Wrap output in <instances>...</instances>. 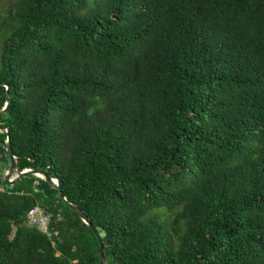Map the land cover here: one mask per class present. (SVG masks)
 Instances as JSON below:
<instances>
[{
  "label": "trees",
  "instance_id": "16d2710c",
  "mask_svg": "<svg viewBox=\"0 0 264 264\" xmlns=\"http://www.w3.org/2000/svg\"><path fill=\"white\" fill-rule=\"evenodd\" d=\"M12 1L0 264H264V0Z\"/></svg>",
  "mask_w": 264,
  "mask_h": 264
},
{
  "label": "water",
  "instance_id": "95a60500",
  "mask_svg": "<svg viewBox=\"0 0 264 264\" xmlns=\"http://www.w3.org/2000/svg\"><path fill=\"white\" fill-rule=\"evenodd\" d=\"M9 102H10V97L8 94V90L6 88V101H5V104L3 105V107L0 109V114H2L6 110ZM0 132L4 133L6 135V140L3 142L2 145L4 147L5 153L7 154L8 158H9L8 166L2 170L3 181L9 186H13L21 178H23L24 176H27V175H33V176L45 181L46 183L54 186V188H56L58 190V195H59V198L62 200V202H64L73 212H75L79 216L81 221L83 223H85L89 228H91L92 231H95L93 229V227L90 225V223L87 221L86 216L83 215L74 205H72L70 202H68L66 200V198L64 197V194L61 190L62 184L57 179H52L43 171L38 170L36 168H32V167L23 169L21 171L17 170L15 157L11 152L8 131L0 129ZM96 237L98 239V264H103V244H102V241H101V239L97 233H96Z\"/></svg>",
  "mask_w": 264,
  "mask_h": 264
},
{
  "label": "built area",
  "instance_id": "2783aa9c",
  "mask_svg": "<svg viewBox=\"0 0 264 264\" xmlns=\"http://www.w3.org/2000/svg\"><path fill=\"white\" fill-rule=\"evenodd\" d=\"M4 186H0V193L5 192ZM26 222L28 226L37 229L39 232L44 234L47 238H51L53 232L49 226V214L45 209L39 205H35L28 210L26 214Z\"/></svg>",
  "mask_w": 264,
  "mask_h": 264
},
{
  "label": "rangeland",
  "instance_id": "374dc122",
  "mask_svg": "<svg viewBox=\"0 0 264 264\" xmlns=\"http://www.w3.org/2000/svg\"><path fill=\"white\" fill-rule=\"evenodd\" d=\"M13 1L12 0H3V2L0 4V13L5 14L9 7H11ZM0 44H1V38H0ZM8 164H6L3 161H0V173H2V170L7 167ZM155 214L159 215L164 220H169V217L167 213L164 211L161 212H155Z\"/></svg>",
  "mask_w": 264,
  "mask_h": 264
}]
</instances>
